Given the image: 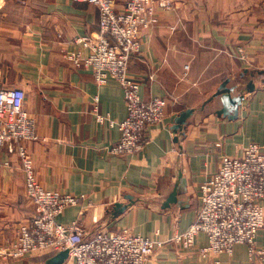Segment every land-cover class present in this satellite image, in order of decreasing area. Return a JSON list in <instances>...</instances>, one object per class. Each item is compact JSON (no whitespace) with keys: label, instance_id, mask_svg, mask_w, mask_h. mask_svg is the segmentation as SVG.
Masks as SVG:
<instances>
[{"label":"crops","instance_id":"1","mask_svg":"<svg viewBox=\"0 0 264 264\" xmlns=\"http://www.w3.org/2000/svg\"><path fill=\"white\" fill-rule=\"evenodd\" d=\"M126 1L117 0V8ZM170 2L129 63L142 98L165 100V118L147 127L141 151L115 155L110 150L121 138L118 124L127 117L122 87L114 79L98 85L91 71L64 59L79 49L78 38L97 37L98 8L74 0H0V89L26 92V108L36 120L38 139L28 151L38 180L45 189L87 197L65 209L59 223L80 219L89 232L126 228L146 238L182 233L195 221L200 186L218 171L221 157H240L250 143H264V78L261 87L254 78L264 74V0ZM228 79L229 87H238L234 95L244 96L235 119L217 115L222 102L212 99ZM187 109L194 114L182 135L173 127ZM4 161L10 164L0 172V247L33 216L18 157L4 149ZM180 173L179 203L165 208ZM117 203L128 207L121 213ZM256 243L264 250V229ZM207 244L200 234L193 248L167 245L146 264H264V256L252 257L243 244L231 255L203 258L199 249ZM52 255L33 254L17 264H42Z\"/></svg>","mask_w":264,"mask_h":264},{"label":"built area","instance_id":"2","mask_svg":"<svg viewBox=\"0 0 264 264\" xmlns=\"http://www.w3.org/2000/svg\"><path fill=\"white\" fill-rule=\"evenodd\" d=\"M74 1L98 8L99 32L94 40L78 38L79 49L65 52L64 59L77 69L91 71L98 85L109 79L120 84L127 117L118 124L121 138L110 152L136 154L148 142L147 127L165 118L166 102L161 98L150 101L142 98L140 83L129 74V63L148 31L158 23L159 11L170 9L171 2L127 0L119 10L117 0ZM83 50L89 53L85 55ZM237 53L246 59L243 48ZM188 68L185 67L186 71ZM37 139L36 120L26 108L25 90L0 89V153L7 149L18 157L25 177V195L33 206L32 218L20 223L14 240L0 247V264H17L33 254L54 255L62 250L69 251L66 264H146L167 245L193 248L200 234L208 240L207 246L199 249L203 258L231 255L234 247L241 244L249 247L251 256L264 255L256 245L257 235L264 229V143H250L240 157L223 155L218 171L200 186L202 203L195 221L186 231L161 239L136 235L126 228L117 232H89L80 219L68 225L59 223L57 217L65 209L81 205L87 197L48 190L40 184L28 151V143ZM9 164L0 162V172Z\"/></svg>","mask_w":264,"mask_h":264},{"label":"water","instance_id":"3","mask_svg":"<svg viewBox=\"0 0 264 264\" xmlns=\"http://www.w3.org/2000/svg\"><path fill=\"white\" fill-rule=\"evenodd\" d=\"M229 83H230L229 79L224 81L220 85L219 89L217 90L215 95L212 97V99L220 97L221 102H222L223 107L217 111V115L219 116L223 115V116L228 117L229 119H235L238 117L239 108L242 105L244 96L243 94L235 96L234 94L237 91L238 87L236 85L229 87L228 86ZM248 89L250 92H253L255 89L254 84L250 83L248 85ZM193 114H194L193 109H187L185 111H182L176 118L173 129L176 132H179L182 135H184L187 122ZM179 179L180 181L175 185L174 190L164 202L165 208H169L172 204L179 203L178 195L180 194V184H181V179H182V173L179 174ZM127 207L128 206H124L119 203L116 204L117 210L121 213ZM68 258H69V251L62 250L50 256L49 258H47L42 264H66Z\"/></svg>","mask_w":264,"mask_h":264},{"label":"rangeland","instance_id":"4","mask_svg":"<svg viewBox=\"0 0 264 264\" xmlns=\"http://www.w3.org/2000/svg\"><path fill=\"white\" fill-rule=\"evenodd\" d=\"M254 78H255L256 82L259 84L260 87L263 86V85L261 84V82H262V79L264 78V74H263V75L256 74ZM256 245H257V243H256ZM257 248H258V247H257ZM258 249H259V248H258ZM259 250H262V249H259ZM263 251H264V250H263ZM256 256H264V255H256ZM252 257H255V256H252Z\"/></svg>","mask_w":264,"mask_h":264}]
</instances>
